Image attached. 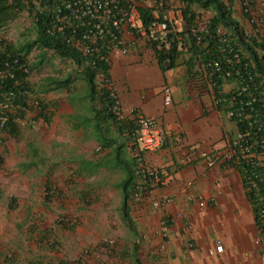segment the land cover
I'll list each match as a JSON object with an SVG mask.
<instances>
[{"label": "crops", "instance_id": "obj_1", "mask_svg": "<svg viewBox=\"0 0 264 264\" xmlns=\"http://www.w3.org/2000/svg\"><path fill=\"white\" fill-rule=\"evenodd\" d=\"M246 1L251 3L247 10L254 9L255 13L260 1L264 0H232V10L240 24L249 33L258 32V17H254L252 13V18L251 13L245 15L241 12L240 4L244 7ZM199 10L212 15L208 9L198 8L197 11ZM169 12V16L174 14ZM175 13L177 17L182 15L181 10ZM261 15L260 20H264V11ZM123 34L128 52L112 54L109 75L126 113L131 108H137L144 115L158 119L159 125L166 130L164 144L147 152L145 160L148 165L165 167L169 174L163 183L147 188L139 201L134 197L128 201V215L134 228L132 230L122 220L124 227L126 226L128 246L133 250L137 245L138 251L150 253L147 255L149 264H264V248L256 242L257 221L238 168L223 161H216L209 166L196 157L197 151H213L216 148L222 150L227 139L237 129L235 120L227 116V100L222 99L216 103L215 99L221 95L226 97L233 87L232 82L225 80L217 87L213 86L205 78L202 65H198L196 61L186 66L182 57L172 67L163 69L143 37L133 35L126 29ZM165 85L171 90L172 102L169 105L163 102L162 90ZM85 89L86 86L80 91L81 95L71 87L65 89L66 92L59 95L63 97L58 109L52 106L54 101H50L48 95L45 96V100L51 104L48 107L49 119L38 120L40 130L37 135H33L35 140L37 137L47 140L43 142L46 148L41 154L45 157L41 168L46 170L45 186H50L51 182L58 183L60 177L64 180L71 179L70 168L79 175L82 173L79 163L75 167L72 163L69 164L68 156H61L60 149L57 148L63 144L71 145L68 138L78 139L75 146L77 154H84L83 162L92 165L97 162L95 159H88V153L81 147L84 146L85 139L101 138L96 127L94 128L97 121L90 111L91 103L87 97H82ZM75 96L90 111L85 115L87 118L91 117L89 122L85 121L87 126L81 124L84 114H81L79 104L76 106L74 100H71ZM67 105L69 109L66 108ZM99 129L106 130L108 134L105 136L108 138L118 136L108 123ZM118 138L119 143L125 144L126 156L129 158L130 146L123 138ZM193 145L198 148L191 150L189 147ZM116 146V143L110 147L102 146L107 157L113 159ZM79 147L82 149L79 150ZM113 168L119 169L118 166ZM58 169L64 173L54 171ZM95 173L96 171L92 172L91 178ZM120 176L122 178L123 174ZM201 199L205 202L204 205L199 204ZM122 200L119 192L116 201L119 209ZM161 200L159 206L153 205L154 201ZM163 221L166 230H163ZM217 240L221 241L223 250L210 254L209 250L214 248ZM140 260L142 261L141 257Z\"/></svg>", "mask_w": 264, "mask_h": 264}, {"label": "built area", "instance_id": "obj_2", "mask_svg": "<svg viewBox=\"0 0 264 264\" xmlns=\"http://www.w3.org/2000/svg\"><path fill=\"white\" fill-rule=\"evenodd\" d=\"M141 6L153 9V18L147 24L143 23L139 11ZM244 6L246 12L252 14L251 10H247L250 3L246 1ZM258 9L260 13L264 11V1H260ZM169 11L173 12L172 5L167 0H53V11L49 25L46 27L48 33L59 34L66 42L69 41L75 48L80 49L84 56H91L104 50V53L98 55L108 69L97 71L96 81L109 90V97L112 100L109 106L110 113L121 126L120 130L127 137L136 158L135 167L141 174L134 195L137 201L147 189V177L152 183L149 182V187L163 183L169 177L165 167L148 165L145 160L147 152L154 151L164 144L166 130L159 125L158 119L144 115L137 108L129 109L128 113L123 110L109 75L111 56L114 53L128 52L124 29L129 30L133 35L143 37L153 51H169L172 46L171 34L180 31L183 24L182 15L177 17L173 12L174 14L169 16ZM160 14L162 17L159 16ZM207 23L208 19L202 22L201 26L196 24L191 28L196 44L202 42L203 35L199 32L204 30ZM218 34L221 42L218 45V53L203 61L202 69L205 78L208 82H212L213 86L215 76L232 82L230 96L215 97V99L216 103L227 99L226 103L229 105L227 116L235 120L237 129L234 135L227 139L222 150L216 148L213 151H197L196 157L209 166L216 161H223L238 168L245 194L257 221L256 242L264 248V89L262 88L264 83L257 81L256 74L253 75L248 70L249 65L242 61V56L233 48L231 38L222 28L218 29ZM259 53L264 54V49H259ZM164 61L167 62L168 58L166 57ZM12 62L17 64L18 70L22 73L30 72L29 66L20 63L17 58ZM12 76L11 59L2 61L0 80L11 79ZM23 93L27 103L25 106L15 107L21 109L23 114L15 113L14 120L19 126L33 127L36 121L43 119L38 116L39 101L42 97L28 90ZM162 95L164 104H171L169 86L163 87ZM12 97L11 89L0 90V150L4 141V125L11 116L9 114L11 107H14L11 104ZM189 148L194 150L198 147L193 145ZM141 152L143 154L140 155ZM161 202L162 200L154 201L153 205L159 206ZM204 203L202 199L199 202L200 205ZM162 227L166 230L164 221ZM103 243L112 246L114 240L105 238ZM222 250L223 245L217 240L209 253ZM84 252L86 253V250Z\"/></svg>", "mask_w": 264, "mask_h": 264}, {"label": "rangeland", "instance_id": "obj_3", "mask_svg": "<svg viewBox=\"0 0 264 264\" xmlns=\"http://www.w3.org/2000/svg\"><path fill=\"white\" fill-rule=\"evenodd\" d=\"M170 3L173 12L179 13L182 3L179 0H170ZM240 5L242 12L244 8L242 4ZM253 11L254 9L251 10L252 13ZM199 13L198 24L201 26V23L211 15L206 11L199 10ZM253 16L258 17V32L262 33L264 20H260L262 15L258 8ZM253 16L251 14L252 18ZM26 39H34L32 20L26 11L0 27V40L4 43L18 45ZM3 47V44L0 45V49ZM27 57L29 63L33 65L29 76L31 85L41 97L45 98L48 95V99L54 101L52 106L56 109L61 106L59 101L63 97L59 95L67 88H55V84L52 83L50 84L52 88L46 90L47 77H65L70 73L72 90L79 92L83 90L85 83L72 60L61 58L53 50L39 47H34ZM81 101L79 97H74V104L76 106L79 104L81 114L90 113ZM66 108L69 109V106ZM84 115L80 121L83 126H87ZM39 125L40 123L36 121L33 127L19 126L17 135L6 136L5 146L1 148L3 164L0 167V264H7L4 261L5 257L14 259L10 264H25L34 259H45L54 264H58L59 260L72 264L80 259H84V264H132L133 257L130 255L125 257L112 253L113 249L118 253L120 249L132 251L125 238L126 226L124 227L121 219L120 209L116 207L120 190L115 182L121 178L122 172L113 168L115 160L112 158L107 162L104 160V163L108 164L107 167L97 169L91 178L92 173L88 171L92 170V164L83 162L84 154H77L75 144L78 143V139L68 138V142L71 143L69 146L63 144V140L61 142L63 145L57 147L61 156H68V163H72L74 167L79 163L82 173L79 175L70 168L72 178L64 180L60 177L58 183L51 182V190L54 192L45 200L46 170L41 169L45 157L41 154L46 148L43 142L47 140L38 137L35 140L33 136L40 130ZM125 142L128 144V141ZM81 147L88 153L86 155L90 160L109 159L100 139H85L84 146ZM54 171L64 173L59 169ZM56 191L61 193L58 195ZM13 197L15 207L10 208V199ZM86 198L89 200L86 201ZM72 225L74 227H71ZM43 233H47L45 242H38ZM105 238L113 239L114 244L111 247L105 246L103 243ZM48 241L56 247L49 248ZM88 249L92 251L87 255L84 251ZM137 254L143 264H149L147 255L150 253L138 251Z\"/></svg>", "mask_w": 264, "mask_h": 264}, {"label": "trees", "instance_id": "obj_4", "mask_svg": "<svg viewBox=\"0 0 264 264\" xmlns=\"http://www.w3.org/2000/svg\"><path fill=\"white\" fill-rule=\"evenodd\" d=\"M182 4L181 14L183 19V24L181 30L171 34L172 37V46L169 51L164 52H155L161 67L164 69L170 68L174 65L175 61L182 57L185 61L186 66L194 64L196 61L198 65H202L203 61L207 60L210 57H214L218 53V45L220 42V34H218V29L222 28L225 34L231 38L233 48L240 53L242 56V61L247 62L249 65L248 70L254 75L256 74L257 81L264 83V54L259 53V49H264V31L262 33L254 32L249 33L240 24V22L234 16L232 10V0H179ZM168 3L169 0H167ZM248 2V1H247ZM251 4V3H250ZM246 6L243 8L245 9ZM208 9L212 12L211 17L208 19L204 30H201L199 34L203 35L202 42L196 44L194 35L191 32V28L198 24V17L200 16L197 9ZM245 15L248 12L244 11ZM26 11L32 20L33 30H34V39H26L23 43L18 45H12L10 43H4L0 40V45H4L0 49V65L2 61L11 59V72L13 76L11 79L0 80V90L11 89L13 92V97L11 98V104L14 107H11V119L4 125V137L1 144V148L5 146L6 136H16L19 132L17 123L15 122V113L19 112L23 114L21 109L15 108L16 106H25L26 96L23 91L28 90L33 94H36L37 91L31 85L29 81V76L33 65L29 63L28 54L34 47H39L40 49L53 50L58 56L64 59H70L78 67L79 75L85 83L86 89L84 90L83 98H86L90 101L91 107L90 111L93 113V119L97 121L94 128L96 127L97 132L100 134V143L103 147H110L113 143H116L117 146L114 149L113 159L115 160V167L118 166L121 170L123 176L118 181L115 182L116 187L119 188L123 200L121 205V218L124 222L130 226L132 230L133 224L131 223L130 216L128 215L127 203L132 199L137 191V181L140 180L141 174L139 173L138 168H136V158L133 155L130 149L129 158L126 156L125 144L120 142L118 137L123 138V141H127V137L123 135L120 130L119 123L114 119L113 115L110 113L109 106L111 105V98L109 97V90L99 84L96 81V73L99 70L106 71L108 66L102 60L99 59V53H104V50L92 54L91 56H84L80 49L75 48L71 42H66L59 34L48 33L46 27L49 25L51 14L53 11V0H0V27L6 25L9 21L15 19L21 12ZM139 11L142 15L143 23L147 24L153 18V9L149 7H140ZM160 17L161 14L159 15ZM180 37V39H178ZM187 53L188 55H184ZM168 58V61L165 62L164 59ZM17 58L20 63H25L29 66V73L24 74L17 68V64H13V59ZM240 66V65H239ZM108 75V74H107ZM213 82L216 87L220 85L223 79L215 76ZM54 83L55 88H69L72 83L71 74H67L65 77H47L46 80V90L51 89L50 84ZM48 88V89H47ZM264 89V84H262ZM70 90V89H69ZM80 92H78L79 94ZM77 94V95H78ZM230 93L221 95L220 97L228 98ZM81 95V93L79 94ZM72 102L74 97L71 99ZM227 100V99H226ZM51 104L41 98L39 101V113L38 116L42 117L44 120L49 119V109L48 107ZM83 115V114H82ZM85 116V115H84ZM83 117V116H82ZM85 121L89 120L87 117H84ZM92 119H90V122ZM107 126L110 124L112 128L119 134L118 137L108 138L105 135L108 134L106 130H100V126ZM118 142V143H117ZM131 147V146H130ZM133 150V149H132ZM143 152L140 153V155ZM104 160L107 162L109 159L99 160L94 165H92V170L96 171L99 167H106L107 163L104 165ZM103 162V163H102ZM0 163L3 164V155L0 150ZM147 188L149 187V178H146ZM151 183V182H150ZM152 184V183H151ZM52 187L49 184H46V196L45 199H49L54 192L51 190ZM150 188V187H149ZM51 190V192H49ZM58 195L61 192H58ZM50 194V195H48ZM15 198L10 199L9 207H15ZM71 227H74L73 225ZM45 237L47 238V233H43L42 237L37 240L38 242L44 241ZM50 247L55 248L56 245L47 242ZM105 245V244H104ZM107 246V245H105ZM137 246V245H136ZM134 247L132 251L121 250L120 253L112 250L114 255H123L127 257L130 255L133 257L132 264H143L140 258L137 255L138 248ZM111 247V246H109ZM92 249L86 250L87 255L91 254ZM84 256V254H82ZM11 257H5V263L14 261ZM84 259H80L72 264H84ZM25 264H54L49 260L45 259H34L28 261ZM58 264H71L65 260H59Z\"/></svg>", "mask_w": 264, "mask_h": 264}, {"label": "clouds", "instance_id": "obj_5", "mask_svg": "<svg viewBox=\"0 0 264 264\" xmlns=\"http://www.w3.org/2000/svg\"><path fill=\"white\" fill-rule=\"evenodd\" d=\"M43 98V97H42ZM18 128H19V125H18ZM128 141V140H127ZM128 145H129V142H128ZM130 146V145H129ZM99 149V148H98ZM131 149V148H130ZM2 166V165H1Z\"/></svg>", "mask_w": 264, "mask_h": 264}]
</instances>
